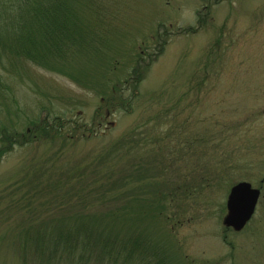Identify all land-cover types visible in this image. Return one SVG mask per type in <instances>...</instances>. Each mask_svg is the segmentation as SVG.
<instances>
[{"label":"rangeland","instance_id":"1","mask_svg":"<svg viewBox=\"0 0 264 264\" xmlns=\"http://www.w3.org/2000/svg\"><path fill=\"white\" fill-rule=\"evenodd\" d=\"M97 1L63 59L0 54V264H39L29 233L75 215L89 244L120 241L131 206L130 233L161 255L124 264H264V0ZM240 182L260 196L234 231ZM97 247L50 264H123Z\"/></svg>","mask_w":264,"mask_h":264},{"label":"trees","instance_id":"2","mask_svg":"<svg viewBox=\"0 0 264 264\" xmlns=\"http://www.w3.org/2000/svg\"><path fill=\"white\" fill-rule=\"evenodd\" d=\"M97 4H99L97 0H0V54H12L34 63L42 61L50 63L51 58L63 59L72 46L82 48L89 42V35L100 15L98 9L94 11ZM7 150H0V154ZM136 176L139 181L141 179L139 174ZM125 177L128 178V182L133 180L128 174H125ZM113 185L116 189L123 190V184ZM140 188L141 186L135 187L136 191H140ZM130 191L131 189L126 190L124 195L128 193L131 195ZM115 193L116 191L113 194ZM132 213L140 212L137 209L134 212L132 206L126 211L120 222L123 231V239L120 241L106 238L97 239L95 244H89L91 229L89 230L88 224L91 220L76 215L70 219L66 218L68 223L66 228L61 225L55 231L47 225L48 228L44 230L42 237L52 238L54 247L57 248L45 251L47 248L45 240L48 238L43 240L34 233V235L29 233L27 237L35 241V253L39 257V264H50L56 253L62 258L67 255L64 261H67L71 254H77L78 263H87L91 258L89 256H93L95 252L93 246H98L97 256L107 258L113 254L114 262L121 258L123 264L132 262L136 254L141 256L143 252H153L155 256H159L158 250L149 248L138 239L140 238L138 231L132 228L135 219ZM85 224L86 228L83 227ZM108 226L111 227L109 224L104 228ZM130 230L136 233L138 238L132 235ZM102 232L103 230H98L97 235H101ZM106 233L114 235L115 240L120 238V230ZM29 241L27 240L25 246H28Z\"/></svg>","mask_w":264,"mask_h":264},{"label":"water","instance_id":"3","mask_svg":"<svg viewBox=\"0 0 264 264\" xmlns=\"http://www.w3.org/2000/svg\"><path fill=\"white\" fill-rule=\"evenodd\" d=\"M259 198V190L247 182H240L230 189L227 198V215L224 225L238 231L251 218Z\"/></svg>","mask_w":264,"mask_h":264}]
</instances>
